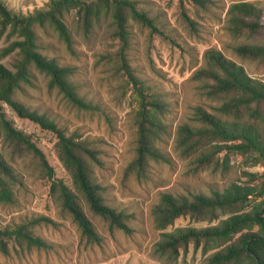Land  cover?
I'll return each mask as SVG.
<instances>
[{"label": "rangeland", "instance_id": "rangeland-1", "mask_svg": "<svg viewBox=\"0 0 264 264\" xmlns=\"http://www.w3.org/2000/svg\"><path fill=\"white\" fill-rule=\"evenodd\" d=\"M5 1L11 9L24 13L49 2ZM136 1L153 18L158 30L131 19L129 59L135 74L149 90L169 101L171 110L162 119L172 132L160 145L170 151L173 164L152 160L146 175L139 177L133 160L137 155L140 98L117 56L119 40L114 37L108 19H103L90 38H86L73 10L67 21L76 40L78 55L66 50L65 43L55 31L51 32L52 35L43 36L46 42L53 44L45 52L75 65L73 78L79 84V90L87 99L98 103L102 110H82L74 106L57 88L49 85V77L38 69L33 70L32 82L18 92V97L54 119L67 134L89 138L102 150L103 164L94 166L95 180L102 186L106 202L128 215L129 230L113 227L109 220L90 208L61 158L58 136L38 123L20 117L5 104L14 124L32 136L56 175L79 194V200L102 240L96 243L82 234L79 224L52 193V181L38 157L23 149L12 156L10 147L0 142L1 151L16 167L21 178V182L8 180L15 201H0V227L27 224L32 232L52 243L51 247L41 249L11 239L8 241L9 253L0 251V264H207V257L225 243L210 244L207 250L202 246L195 249L191 244L189 250H182L177 258L156 252L155 245L163 229L157 226L152 209L160 201L163 191L209 193L211 186L225 187L236 181L256 187L255 194L243 206L222 213L212 223L233 212L249 211L259 205H263L264 211V156L254 149L242 152L226 148L230 141L207 138L195 152L182 157L174 141L178 124L191 113L190 105L217 103L201 94L200 82L192 77L204 63V53L208 48L221 49L225 55L244 65L252 76L264 81V56H242L233 48L243 43L264 45V28L253 32L245 30L235 35L228 26V9L232 3L250 1L264 9V0H213L207 7L190 0ZM9 42L6 34L0 36V62L13 68L17 56L1 54ZM236 119L253 124L264 132V102L244 108ZM217 144L224 148L214 154L211 162L199 164L197 157L203 151L217 149ZM41 215L50 217L53 222L35 223ZM209 224L207 220L183 215L166 230ZM242 264L253 262L248 259Z\"/></svg>", "mask_w": 264, "mask_h": 264}, {"label": "trees", "instance_id": "trees-1", "mask_svg": "<svg viewBox=\"0 0 264 264\" xmlns=\"http://www.w3.org/2000/svg\"><path fill=\"white\" fill-rule=\"evenodd\" d=\"M190 1L201 7H207L213 2ZM73 10L86 38H90L103 19H108L114 37L119 40L117 56L140 98L137 155L133 160L139 177L146 175L152 160L173 164L170 151L160 145L165 136L172 132L167 129V124L162 119L171 110L169 101L149 90L135 74L129 59L130 20L158 30L153 18L136 0H49L45 6L28 13L15 11L5 0H0V36L6 34L10 41L2 48L1 54L17 56L13 68L0 62V142L10 147L12 156L23 149L38 157L52 181L51 191L59 199L62 208L72 215L84 236L100 243L102 236L87 215L79 200V194L56 175L44 151L31 135L14 124L5 109L7 104L20 117L28 118L42 128L54 132L59 138L61 158L71 171L78 191L87 200L90 208L109 220L113 227L129 230L128 215L106 202L101 192L102 186L95 180L94 166L103 164L102 150L89 138L67 134L54 119L18 97V92L32 82L33 70L38 69L49 77V85L57 88L74 106L82 110H102L98 103L87 99L79 90V84L73 78L75 65L45 52L53 44L46 42L43 36L52 35L51 32L55 31L58 38L65 43L66 50L72 55H78L76 40L67 21ZM228 26L235 35L245 30H261L264 28V9L250 1L234 2L228 9ZM233 48L242 56H264V45L243 43L234 45ZM192 77L200 82L201 94L217 103L209 102V106L203 103L190 105L191 113L178 124L175 131L174 141L178 153L187 157L197 150L204 139L210 138L230 141L231 143L225 145L226 148L242 152L254 149L264 156V132L253 124L236 119L244 108L264 102V81L252 76L244 65L228 57L217 47H210L205 51L204 63ZM216 147L211 152L203 151L197 157L198 163L211 162L214 154L224 148L221 144ZM8 180L21 182L16 167L0 149V201L13 203L15 195ZM262 188L264 189V185ZM255 192L256 187L253 185L236 181L225 187L211 186L209 193L163 191L160 201L152 209L157 226L163 229L155 245L156 252L177 258L182 250L187 252L191 244L195 249L202 246L207 250L210 244L225 243V246L207 257V264H242L248 259L253 264H264L263 205L249 211L233 212L217 223H212L222 213L243 206ZM183 215H189L195 220H207L211 224L166 230ZM34 222L51 223L53 220L41 215ZM255 226L259 228L254 229ZM11 239L41 249L52 245L47 239L32 232L27 224L0 227L2 253H9L8 241Z\"/></svg>", "mask_w": 264, "mask_h": 264}]
</instances>
